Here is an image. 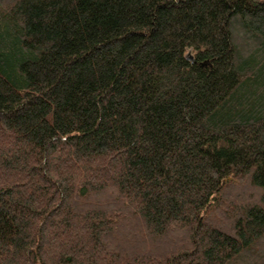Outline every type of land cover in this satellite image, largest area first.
Returning <instances> with one entry per match:
<instances>
[{"label":"trees","instance_id":"trees-1","mask_svg":"<svg viewBox=\"0 0 264 264\" xmlns=\"http://www.w3.org/2000/svg\"><path fill=\"white\" fill-rule=\"evenodd\" d=\"M0 264H264V0H0Z\"/></svg>","mask_w":264,"mask_h":264}]
</instances>
